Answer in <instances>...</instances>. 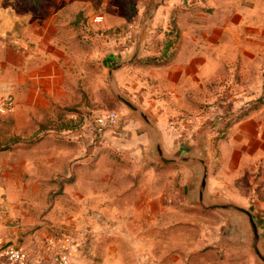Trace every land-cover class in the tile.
Listing matches in <instances>:
<instances>
[{
	"label": "crops",
	"instance_id": "crops-1",
	"mask_svg": "<svg viewBox=\"0 0 264 264\" xmlns=\"http://www.w3.org/2000/svg\"><path fill=\"white\" fill-rule=\"evenodd\" d=\"M99 12L104 13V26H127L123 36L105 40L103 64L108 74L114 64L132 56L140 40L138 56L113 72L114 82L157 125L164 151L172 155L193 150L205 156L210 196L264 215V0H0V92L13 94L12 87L19 91L32 84L31 96L36 99L66 100L73 63L76 79L84 77L80 20ZM234 76L236 94L221 100L219 83ZM118 121L111 126L113 143L124 142L115 153L126 157L122 171L131 173L132 186L126 191L131 196L124 192L117 200L110 192L105 201V193L95 190L93 215L118 218L122 210L116 203L124 200L126 219L136 224L124 228L132 257L136 254L139 264H164L165 229L159 225L163 211L150 207L159 196L143 198L147 192L142 186L153 166L182 167L184 187L197 205L199 169L191 163H160L154 156L152 132L131 110ZM101 177L98 164L93 181ZM105 202L115 206L105 207ZM204 212L219 213L229 222L223 212ZM37 220L17 213L16 202L0 194V238L27 248L29 260L24 264H57L56 251L47 247L54 236L39 228L43 224ZM233 223L200 225L190 249L215 248L237 258L249 253L253 264H259L243 245V230ZM110 241L119 246L118 238ZM119 253L116 249L109 256L111 264H119ZM0 264L20 263L9 262L0 250Z\"/></svg>",
	"mask_w": 264,
	"mask_h": 264
},
{
	"label": "rangeland",
	"instance_id": "rangeland-1",
	"mask_svg": "<svg viewBox=\"0 0 264 264\" xmlns=\"http://www.w3.org/2000/svg\"><path fill=\"white\" fill-rule=\"evenodd\" d=\"M94 15L103 16V22L95 24L93 15H84L80 20L84 77L76 79L73 63L66 100L36 99L31 96L32 84L19 91L12 87L15 110L0 114V194L16 202L17 213L37 218L45 233L54 237L72 236L79 244V250L76 246L72 255L73 264H111L108 258L116 249L120 252L119 264H139L136 254L132 257L130 236L124 230L136 225L126 219L124 200L116 203L122 210L118 218H108V213L103 217L93 215L97 210L91 203L95 190L103 191L105 201H109L110 197L123 198L124 192L131 196L126 191L132 186L131 173L122 171L126 157L115 153V147L124 142L113 143L114 125L101 128L97 124V118L108 112H115L121 120L130 110L116 97L103 64L108 51L105 40L108 36H123L127 26L109 28L104 26V13ZM235 82L234 76L219 83L217 94L221 100L236 94ZM98 164L102 177L93 181V169ZM153 167V173L147 177L149 181L141 189L147 192L143 198L146 194L150 198L159 196L150 207L152 211H163L159 225L162 223L165 229L164 264H253L249 253L237 258L215 248L192 251L200 225L216 228L226 226L227 222L228 226H234V221L228 222L219 213H206L190 202L183 183L186 171L182 167ZM110 192L114 195L108 197ZM103 205L115 206L110 202ZM4 211L9 213L6 208ZM115 229L116 236L111 233ZM110 238H118L119 246Z\"/></svg>",
	"mask_w": 264,
	"mask_h": 264
},
{
	"label": "water",
	"instance_id": "water-1",
	"mask_svg": "<svg viewBox=\"0 0 264 264\" xmlns=\"http://www.w3.org/2000/svg\"><path fill=\"white\" fill-rule=\"evenodd\" d=\"M152 14L149 16L151 18ZM140 51V40L137 42L132 56L127 60H122L114 64L109 69V81L112 89L119 100L125 103L132 113L140 116L147 124L152 132L154 141V156L162 164L171 163H191L198 167L199 174L195 186L197 196L195 203L205 211H220L227 215L229 220L235 221L240 229L243 230V245L250 250L259 264H264V218L254 210L240 205L236 202L221 198L212 197L208 192V161L203 155L195 153L193 150L179 154H167L162 146L157 125L152 121L151 117L135 102L125 96L114 82L113 72L128 62L134 60ZM12 243H6L1 246L3 250Z\"/></svg>",
	"mask_w": 264,
	"mask_h": 264
},
{
	"label": "built area",
	"instance_id": "built-area-1",
	"mask_svg": "<svg viewBox=\"0 0 264 264\" xmlns=\"http://www.w3.org/2000/svg\"><path fill=\"white\" fill-rule=\"evenodd\" d=\"M95 23H100L103 21V16L96 15L93 17ZM133 25L129 26L128 33H131ZM103 35V34H102ZM97 36H101L97 32ZM15 110V102L11 94H1L0 95V114H10ZM118 122V115L115 112H108L107 114L97 118V124L99 127H108L111 125H116ZM264 218V215H261ZM3 239L0 238V245L6 244ZM77 243L74 238L70 235H65L61 237H52L47 241V247L49 250H55L57 254V264H72L71 256L73 250L75 249ZM6 259L11 263L24 264L29 260V252L27 248L11 244L2 250Z\"/></svg>",
	"mask_w": 264,
	"mask_h": 264
},
{
	"label": "trees",
	"instance_id": "trees-1",
	"mask_svg": "<svg viewBox=\"0 0 264 264\" xmlns=\"http://www.w3.org/2000/svg\"><path fill=\"white\" fill-rule=\"evenodd\" d=\"M133 14L132 15H130V17H129V21L131 22V20H132V18H133ZM150 62H152V63H154V62H156V60H155V58H150V60H149ZM262 98H264V97H262ZM262 101V99L260 100V101H258V103H260ZM248 110H247V108L245 109V110H243L242 111V113L241 114H244V113H246Z\"/></svg>",
	"mask_w": 264,
	"mask_h": 264
}]
</instances>
